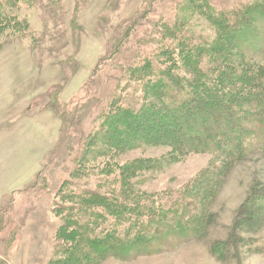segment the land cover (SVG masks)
<instances>
[{
  "label": "rangeland",
  "instance_id": "1",
  "mask_svg": "<svg viewBox=\"0 0 264 264\" xmlns=\"http://www.w3.org/2000/svg\"><path fill=\"white\" fill-rule=\"evenodd\" d=\"M255 1L210 0L217 12L244 9ZM185 5L186 0H0V16L6 18L0 26V264H264V152L227 156L211 150L209 139L200 142L205 148L195 150L161 144L119 150L107 138L105 149L106 134L96 136L105 129L106 117L111 120L112 103L120 102L133 115L144 104L133 90L140 85L129 82L126 69L138 38L157 43L162 38L157 25L173 26L177 16L195 44L216 37L210 21ZM177 40L166 41L173 45ZM117 41L127 49L115 53ZM235 65L236 73L244 75L242 87L255 92L254 80L245 78L252 73ZM175 73L185 76L181 68ZM255 82L264 87V74ZM127 94L129 103L123 101ZM127 121L109 129L130 142L142 132ZM93 134L97 140L91 148L87 142ZM98 149L109 156H96ZM79 160L85 175L74 178L71 173L82 167ZM122 169L140 206L138 221L158 239L135 255L112 251L97 260L81 233L69 234L72 227L65 218L72 210L69 218L77 220L78 208H71L66 194L78 187L132 208L130 200L109 190L111 182L120 186ZM215 175L219 181L213 182ZM180 194L201 218L195 237L189 229L165 233L150 225L145 208L168 209ZM89 205L108 220L96 222L94 236L110 233L120 238L114 244L136 236L128 226L117 228L115 216L98 201ZM189 213L186 209L185 221Z\"/></svg>",
  "mask_w": 264,
  "mask_h": 264
},
{
  "label": "trees",
  "instance_id": "2",
  "mask_svg": "<svg viewBox=\"0 0 264 264\" xmlns=\"http://www.w3.org/2000/svg\"><path fill=\"white\" fill-rule=\"evenodd\" d=\"M186 2H188V5H185L188 6L187 9H191L190 11H194L210 21L211 26L215 27L217 31L216 37L212 41H200L195 44V41L189 40L186 32H183L185 24L179 23L177 21L179 16H177V23L175 22L176 24L174 23L173 26L157 25L158 31L162 34V38L157 43L150 41L151 38L148 37L138 38L137 45L129 53L131 63L126 64V69L129 74L131 73L129 82L142 87V90L140 87L133 90L136 95L141 93L144 104L138 112L135 113L132 110L133 115L130 113V109L120 107V102L115 101L112 103L111 109L108 110V114L112 113L111 120L108 119V121L106 115L105 129H100L97 132L95 129L96 136L100 133L102 137V132H104L106 135L102 139L105 141L108 138L115 142H110V146L119 150L157 144L173 150H195L194 146L205 148L207 144L200 142L209 139L208 145L214 144L211 150L224 152L227 156L242 157L249 152H264V144L256 145V142L264 141V87L257 88L255 86V78L264 74V0H256L253 5H248L244 9L224 12L214 10L210 0H186ZM5 25L6 18L0 16V26L4 27ZM173 36L179 41L177 40L176 44L172 45L166 40L172 39ZM121 42L117 41L114 44L115 53L127 49L120 47ZM149 44H154L155 47L142 49L144 45ZM237 62L242 64L245 71L249 70L252 73H245L247 75L245 78L254 80L253 85L257 89L255 92L253 90L248 92L249 89L242 87V84L245 83L242 82L241 76L244 77V75H241V72L240 74L236 73V68H239L235 65ZM167 63L173 64V66L166 68L167 66L164 65ZM180 68L184 70L185 76L175 73V69ZM220 78H226L227 86L221 84ZM234 84H240L239 88H235ZM261 89H263L262 92ZM129 99L128 94L123 97V101L128 103ZM124 105L128 106L129 104ZM126 119H128V123L131 122L135 125V130L142 132L130 142L129 140L125 142L117 130H110V126ZM93 135L88 137L87 142L91 148L97 140ZM102 142L100 140L98 143L102 144ZM193 142L197 143L194 145ZM106 145L109 146L108 141H105L103 147L105 148ZM223 147H226V150ZM94 154L109 156L105 155L103 149H98ZM79 162L81 166L84 163L83 160H79ZM158 163L155 165H159ZM82 168L83 166L78 167L71 175L74 178H79L83 174L84 177L85 172H79L85 171ZM105 170L107 171V168ZM127 174L126 169H122L123 179L120 180L119 187L116 186V183L110 181L115 184L111 185L108 181L110 183L109 190H115L113 193L130 200L136 205H133L132 208L107 196L102 198L91 190L73 187L77 192L67 191V199L73 203L71 208L74 207V204L77 205L75 208H78L77 220L69 218L74 214L72 210L65 218L67 227H72L69 234L81 233L80 236L84 239L86 247L95 253L97 260L104 259L112 251L135 255L149 244H155L154 238L156 239L158 236L156 233L149 236L146 233L149 227L141 225L138 221L140 206L133 201V186L125 180ZM217 180L218 176L215 175L213 182ZM70 189L72 190V188ZM181 195L168 209L164 210L163 207H160L155 212L149 210L150 207L145 208L146 212L151 214L150 225L160 226L165 233H169L170 229L174 227L178 228L181 233L185 232L184 229H189L193 231L192 237H195L198 234V228L194 225H199L201 218L193 213L190 206L183 203L181 198L183 195ZM97 201L105 212L115 216L112 220L115 221L117 228H120L119 225L128 226V233L130 235L134 233L136 236L124 240L122 244L112 243L113 240L120 238L114 237L110 233L102 238L94 236V231L98 228L96 222L103 224L108 222L95 208H91L89 205V203L92 205ZM181 206L190 212L186 220L189 221V224L185 221L186 209H181ZM63 228L61 233L66 237ZM78 258H76L77 261Z\"/></svg>",
  "mask_w": 264,
  "mask_h": 264
}]
</instances>
